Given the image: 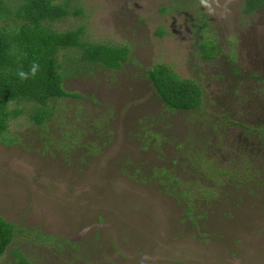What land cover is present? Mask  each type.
<instances>
[{"label":"rangeland","instance_id":"374dc122","mask_svg":"<svg viewBox=\"0 0 264 264\" xmlns=\"http://www.w3.org/2000/svg\"><path fill=\"white\" fill-rule=\"evenodd\" d=\"M208 5L67 0L42 21L126 57L78 69L76 47L57 50L60 85L78 96L50 99L40 125L30 103H7L19 110L0 132V218L13 223L0 264H264V2ZM158 63L198 82L199 108H163L145 78Z\"/></svg>","mask_w":264,"mask_h":264},{"label":"trees","instance_id":"16d2710c","mask_svg":"<svg viewBox=\"0 0 264 264\" xmlns=\"http://www.w3.org/2000/svg\"><path fill=\"white\" fill-rule=\"evenodd\" d=\"M66 2L67 0H0V132L5 128L6 118L14 116L19 110L18 108L8 110L7 103H30L28 117L34 124L40 125L50 113V99L78 96L75 92L64 90L60 85L58 63L55 59L57 50L76 47L73 65L78 69H84V66L94 69L117 68L125 59L126 49L123 46L88 44L79 41L78 28L65 30L47 28L42 21H51L64 15L67 12ZM263 2L264 0H243L242 10L250 11ZM76 11L77 9L74 10ZM204 38L207 41H201L198 47L201 52L200 57L206 59L213 56L215 53L213 51L216 49L209 38ZM33 62L39 65L34 76L31 74ZM20 71L27 73L28 78L21 79L18 75ZM145 78L150 81L163 108L169 111H184L200 107L201 88L194 79L177 78L161 63L146 68ZM209 126L212 127L211 124ZM65 132V130L62 132L63 136L66 135ZM64 138H68L69 141L74 140L71 137ZM46 140L52 141L49 137ZM58 140L59 146L63 147L66 141ZM204 165L209 167L211 175L216 172L222 178L239 172V170L218 168L206 162ZM245 168L244 164L243 171ZM207 178L210 180L211 176ZM201 184L199 183L197 190L210 194L209 188ZM234 185L237 186V183ZM179 192L186 200L190 197L189 191ZM12 234L13 223L0 218V253L11 240ZM40 237L48 239L49 236L40 235ZM18 264L27 263L19 258Z\"/></svg>","mask_w":264,"mask_h":264},{"label":"clouds","instance_id":"9594fccd","mask_svg":"<svg viewBox=\"0 0 264 264\" xmlns=\"http://www.w3.org/2000/svg\"><path fill=\"white\" fill-rule=\"evenodd\" d=\"M200 3L202 5H204L205 7H209L208 0H200ZM38 69H39V65L37 63L33 62V65L31 67V74L34 76ZM18 75L20 76L21 79H27L28 78V74L23 72V71H20L18 73Z\"/></svg>","mask_w":264,"mask_h":264}]
</instances>
